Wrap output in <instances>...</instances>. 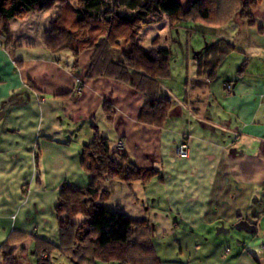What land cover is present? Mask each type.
I'll use <instances>...</instances> for the list:
<instances>
[{
	"label": "crops",
	"instance_id": "obj_1",
	"mask_svg": "<svg viewBox=\"0 0 264 264\" xmlns=\"http://www.w3.org/2000/svg\"><path fill=\"white\" fill-rule=\"evenodd\" d=\"M167 3L168 9L177 8L174 0L162 3V14ZM57 13L54 7L10 19L11 42L0 40V112L10 104L0 119V249L9 236L23 235L14 257L18 264H36L35 239L60 245L59 191L64 184L84 189L91 183L80 167V151L96 127L111 152L159 173L146 184L98 182L99 190L110 192L105 209L131 217L130 208L117 202L116 191L123 185L139 195L148 190L153 196L147 201V211L153 207L147 214L151 235L158 227L167 236L182 234L181 241L177 237L186 255L182 264H264V13L247 26L245 38L232 40L235 46L207 55L188 51L181 65H169V77L159 87V96L170 102L161 126L141 122L145 98L129 84L86 77L91 50L75 60L68 51L51 54L46 49L44 34ZM212 46L207 44L205 51ZM152 47L150 42L145 49ZM129 52V43L122 41L111 51L112 60ZM217 63L210 79L209 69ZM104 103L113 112L110 121ZM183 143L188 156L180 158L175 151ZM237 232V245L229 250ZM201 249L202 255L192 259L191 252Z\"/></svg>",
	"mask_w": 264,
	"mask_h": 264
},
{
	"label": "trees",
	"instance_id": "obj_2",
	"mask_svg": "<svg viewBox=\"0 0 264 264\" xmlns=\"http://www.w3.org/2000/svg\"><path fill=\"white\" fill-rule=\"evenodd\" d=\"M169 1L0 0V35L10 43V19L21 20L29 13L58 7L44 34L46 49L51 54L68 51L75 60L82 52L91 50L86 77H109L129 84L145 98L141 122L161 126L169 113L170 102L159 96V87L169 77L172 53L157 44L146 50L139 42L141 28L163 18L170 22L171 28L186 22L220 28L235 16L250 27L255 23V14L264 13V0H188L186 8L174 0L176 10L163 15L160 5ZM124 40L129 43L130 52L115 62L111 51ZM246 64L247 61L241 64L237 74L244 73ZM217 67L218 63L210 67V79ZM102 109L110 121L111 107L104 103ZM92 130L94 138L80 151V167L91 177V183L84 189L61 186L55 208L60 245L54 247L35 239L36 264H52L51 256L55 252L71 264H160L150 244L148 219L138 220L120 211H108L103 204L110 192L97 187L98 182L106 180L146 184L159 177V173L139 169L125 154L111 152L108 140L99 136L96 127ZM25 239L23 235L9 236L0 249L3 264H18L13 248Z\"/></svg>",
	"mask_w": 264,
	"mask_h": 264
},
{
	"label": "rangeland",
	"instance_id": "obj_3",
	"mask_svg": "<svg viewBox=\"0 0 264 264\" xmlns=\"http://www.w3.org/2000/svg\"><path fill=\"white\" fill-rule=\"evenodd\" d=\"M179 1L181 6L183 8H186V4L188 0H179ZM170 6L171 5L170 4L168 5L167 3V5L164 8V12L166 13L163 15H166L167 13H171L176 10V7L172 9H168V7ZM255 15H256V19L262 16V14H260L259 12ZM233 19L234 20L229 21L228 23L222 25L220 28H208L202 25H197L200 28V30H197L195 29V25L189 22L180 23L178 26L171 28L170 22L167 19L163 18L161 21L152 23V24L160 23L158 25H154L153 27H145V28L143 26L140 31L141 33H139L140 34L139 41L144 48H148L150 42H152V44H157L158 46L159 43L161 45L167 46L172 53L170 64L173 67V66H177V64L181 65L182 57H184L188 51L189 52L203 51V53L207 55V52L209 50L213 51L212 54H216V50L219 48L222 51L225 50L227 44L235 46L236 43L232 42V40L234 39L236 41L241 37L245 38L247 36L246 29L248 27L245 20L237 16H235ZM233 21H238L240 23L245 22L246 28L245 26L244 28L236 27L235 22ZM238 22L236 23L239 24ZM1 37L2 36L0 35V40H2ZM3 40H5V38ZM207 44L208 45L211 44L214 46H212V48L210 49L207 48L205 51ZM96 126L100 127L101 125L96 123ZM85 130L86 129L83 130L82 134H84ZM98 187H101V183L98 184ZM122 189H123L122 191L120 190L116 191L115 196L116 198H118L117 202L120 201L124 206L130 208L131 217H133L134 219H138V220L143 218L148 219L147 214L151 212V208H153L152 206H149L150 208L149 212L147 211L148 208L147 201L153 199V196L149 195V191L147 190L145 194L142 195L140 193L139 195L137 191L131 189L130 186L123 185ZM150 192L152 191L150 190ZM135 205L136 207L138 206V208L134 209L133 207ZM109 207L114 208L113 206H111V204H109L108 208ZM113 211H119V210L115 209ZM156 222H158L157 219ZM159 230L161 229L158 227L157 230H155V232L153 233V235H151V239H150V244L153 248V251L155 252L156 256L158 255L157 258L165 264H169L170 260H173L175 264H182L179 261L185 260L186 255L184 254L185 252L183 249H181V246L178 244V240H177V237H180L179 241L182 240V234L167 236L164 235L163 232ZM240 233L241 235H245L246 231L243 230ZM235 236H236L234 239L235 244L234 242L232 243L228 242V246L226 245L229 250L232 249L231 248L232 246L237 245L236 242L239 239L238 232L235 233ZM179 251H182L181 254ZM203 251H204L203 249H201L196 253L192 251L190 256L192 259L195 257H200ZM26 257L27 259H30L29 256ZM51 263L70 264L63 256L59 255L58 253H55L51 256ZM99 264H105V263L100 262Z\"/></svg>",
	"mask_w": 264,
	"mask_h": 264
},
{
	"label": "built area",
	"instance_id": "obj_4",
	"mask_svg": "<svg viewBox=\"0 0 264 264\" xmlns=\"http://www.w3.org/2000/svg\"><path fill=\"white\" fill-rule=\"evenodd\" d=\"M2 36V35H1ZM1 41H4L3 39V36L1 37ZM224 88H225V90L226 91H230L231 90V86L229 85V84H226L225 86H224ZM81 92V88H77L76 89V93H80ZM118 146H119V148L122 146V143L121 142H119L118 143ZM175 153H176V155L178 156V157H180V158H185V157H187L188 156V147H187V145L186 144H181L177 149H176V151H175Z\"/></svg>",
	"mask_w": 264,
	"mask_h": 264
},
{
	"label": "water",
	"instance_id": "obj_5",
	"mask_svg": "<svg viewBox=\"0 0 264 264\" xmlns=\"http://www.w3.org/2000/svg\"><path fill=\"white\" fill-rule=\"evenodd\" d=\"M10 104H7L3 107L2 111L0 112V119L2 118V116L4 115V113L7 111V109L9 108ZM242 227V224L239 226ZM249 230H252L251 228Z\"/></svg>",
	"mask_w": 264,
	"mask_h": 264
}]
</instances>
